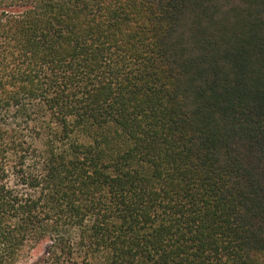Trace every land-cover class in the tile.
<instances>
[{"label":"trees","instance_id":"trees-1","mask_svg":"<svg viewBox=\"0 0 264 264\" xmlns=\"http://www.w3.org/2000/svg\"><path fill=\"white\" fill-rule=\"evenodd\" d=\"M264 264V0H0V264Z\"/></svg>","mask_w":264,"mask_h":264},{"label":"rangeland","instance_id":"rangeland-1","mask_svg":"<svg viewBox=\"0 0 264 264\" xmlns=\"http://www.w3.org/2000/svg\"><path fill=\"white\" fill-rule=\"evenodd\" d=\"M46 250V245L41 244L36 247L33 251L27 254L20 264H39Z\"/></svg>","mask_w":264,"mask_h":264}]
</instances>
